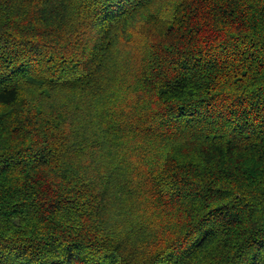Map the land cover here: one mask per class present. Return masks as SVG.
I'll use <instances>...</instances> for the list:
<instances>
[{"label": "trees", "instance_id": "1", "mask_svg": "<svg viewBox=\"0 0 264 264\" xmlns=\"http://www.w3.org/2000/svg\"><path fill=\"white\" fill-rule=\"evenodd\" d=\"M0 264H264V0H0Z\"/></svg>", "mask_w": 264, "mask_h": 264}]
</instances>
